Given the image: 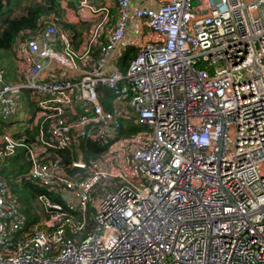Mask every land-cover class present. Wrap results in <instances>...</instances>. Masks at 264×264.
<instances>
[{"label": "built area", "instance_id": "obj_1", "mask_svg": "<svg viewBox=\"0 0 264 264\" xmlns=\"http://www.w3.org/2000/svg\"><path fill=\"white\" fill-rule=\"evenodd\" d=\"M73 3L90 22L79 38L48 19L14 40L16 82L0 66V122L25 91L36 128L33 141L0 129V162L21 148L27 163L0 176V264H264V0ZM132 19L152 41L106 72ZM122 123L138 130L123 137ZM86 142L104 150L85 159ZM6 179L42 191L34 222Z\"/></svg>", "mask_w": 264, "mask_h": 264}, {"label": "trees", "instance_id": "obj_2", "mask_svg": "<svg viewBox=\"0 0 264 264\" xmlns=\"http://www.w3.org/2000/svg\"><path fill=\"white\" fill-rule=\"evenodd\" d=\"M61 0H0V66L5 70V67H8L10 64V60L13 59L12 46L14 40L20 33H35L43 24V22L48 19L56 22L58 26H60L63 30L70 31L74 38H77L80 34V27H76L73 24L66 23L61 18L62 9L60 7ZM88 29V28H87ZM86 29V30H87ZM134 50L131 48H127L122 56L120 69L124 71L127 62L134 56ZM9 63V64H8ZM8 65V66H5ZM98 93L100 95V102L105 110H111V94L104 88H99ZM36 132L33 130V134ZM130 132V131H129ZM87 147V150H86ZM82 151L84 154V158L87 159L89 157H97L101 154L104 148L92 144V143H83ZM17 149V148H16ZM21 149V148H20ZM85 149V151H84ZM22 150V149H21ZM60 155L62 164L65 166L69 164L70 155L67 152H57ZM15 155V154H14ZM15 156L10 157L13 159ZM22 159L24 158L23 154L21 155ZM5 160L0 162V167L5 166ZM24 164L27 163L25 159H23ZM21 167H17L12 173H23L21 172ZM2 175H6L5 171L1 172ZM7 177V176H6ZM7 181V179H6ZM9 189L11 194H13L16 205L20 213H22L27 218L30 217L28 214L27 205L31 204L30 202L35 198L37 193L42 192L40 189H36L29 182H21L19 184L9 183ZM99 192H94L93 195H98ZM32 201V202H33ZM30 213H33L32 204L30 206ZM93 209L88 207L85 215H74L77 219L76 221H84L85 228L82 232V237L88 234V231L93 227ZM68 215V214H67ZM66 231L69 232L67 229ZM81 233H79L80 235ZM66 237L69 239L77 238L74 234L66 233ZM79 239V238H77ZM83 239V238H82Z\"/></svg>", "mask_w": 264, "mask_h": 264}, {"label": "crops", "instance_id": "obj_3", "mask_svg": "<svg viewBox=\"0 0 264 264\" xmlns=\"http://www.w3.org/2000/svg\"><path fill=\"white\" fill-rule=\"evenodd\" d=\"M161 0H130V5L133 8H147L151 10H156L159 2ZM110 2V1H107ZM203 0H192V5L195 7L200 6L202 4ZM60 7L62 10H64L63 7H67L68 10H64V12L61 14V19L65 21L66 23L73 24L76 27H80V34L83 33L90 25V22H88V19H86V22H80L78 21L77 17L75 16V13H73V10L75 9V3H73V0H65L62 4H60ZM199 14H202V10H198ZM86 18H89V16H85ZM116 20V11L115 9H110V15H109V23L113 25ZM79 36L77 38H79ZM153 34L149 31L146 24L142 21H135L131 20L128 23V26L125 31L124 38L119 45L118 49L113 54L111 60H109L108 67L106 68V72H109L113 69H117L119 71H122L120 67L122 56L127 48H131L134 50V54H136L139 50V47L142 46V44L146 41H152ZM78 39L75 41V45H77ZM13 53V52H12ZM9 64V63H8ZM8 66V65H5ZM5 80L8 83L16 82L17 80V71H15V64L14 60H10V64L8 67H5ZM20 96V102H21V109L16 118H12L8 121L0 122L4 124L0 129L7 130L9 133H12L11 136L13 139H20L21 137H24L26 141H33L36 135V132L33 134V130H35V126L33 125V117H34V107L31 106L27 92L22 91ZM25 96L28 101L27 109L24 108V105L22 104L21 97ZM112 100V99H111ZM11 124L10 126H7L8 124ZM132 129L138 130L137 127L133 128L129 123H122L121 124V130L120 134L121 136L125 137L129 135L132 131ZM13 130V131H12ZM131 131V132H129ZM23 154V151H22ZM9 159V158H8ZM24 159V158H23ZM7 160V159H6ZM13 160V159H12ZM14 162V160H13ZM26 163V162H25ZM26 171V170H25ZM3 176V175H2ZM4 177V176H3ZM12 176H7L5 178H9ZM11 184V182H9ZM31 218L33 220L35 219V216L31 213Z\"/></svg>", "mask_w": 264, "mask_h": 264}, {"label": "rangeland", "instance_id": "obj_4", "mask_svg": "<svg viewBox=\"0 0 264 264\" xmlns=\"http://www.w3.org/2000/svg\"><path fill=\"white\" fill-rule=\"evenodd\" d=\"M62 12H64V10H62ZM21 101H22V104L24 105V108L27 109L28 101H27L26 97L25 96L21 97ZM10 125L11 124L9 123L7 126H10ZM2 126H4V124L0 123V128ZM4 132H8V131L7 130H4ZM10 134H12V133H10ZM21 155H22V150L20 148L15 149V155H14L15 157L13 158L14 162H13L12 159L9 158V159L5 160V162H4L5 163V166L0 167V176L1 177H3V176L4 177H6V176H14L12 173H14L13 171L16 169V165H17V167L23 166L20 170H21V172H25L26 165L24 164ZM112 164H113V162L111 163V165ZM128 166H129V164H128ZM114 168L117 169V170H119V171H121L120 169H118V167H114ZM2 171H5L6 175H3L2 176V173H1ZM16 174H22V173L17 172V173H15V175ZM32 201L30 202L31 204H32ZM31 204L30 205L29 204L27 205L28 214H31L30 213L31 212V210H30ZM28 219L31 221V223L36 220V219L33 220V218H31V215H30V217H28Z\"/></svg>", "mask_w": 264, "mask_h": 264}, {"label": "water", "instance_id": "obj_5", "mask_svg": "<svg viewBox=\"0 0 264 264\" xmlns=\"http://www.w3.org/2000/svg\"><path fill=\"white\" fill-rule=\"evenodd\" d=\"M77 173L78 174L82 173V170L77 169V168H71L70 170H67L65 174L67 177L73 178L74 175H76Z\"/></svg>", "mask_w": 264, "mask_h": 264}]
</instances>
